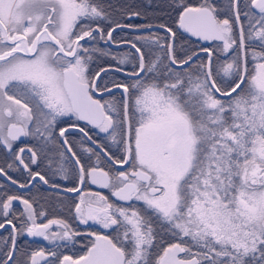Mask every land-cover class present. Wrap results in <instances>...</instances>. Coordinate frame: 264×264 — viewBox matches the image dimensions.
I'll return each instance as SVG.
<instances>
[{
    "label": "snow or ice",
    "instance_id": "1",
    "mask_svg": "<svg viewBox=\"0 0 264 264\" xmlns=\"http://www.w3.org/2000/svg\"><path fill=\"white\" fill-rule=\"evenodd\" d=\"M172 10L175 28L133 23L130 6L113 20L104 0H0V177L19 189L0 188V264H264V0ZM121 44L133 51L105 50ZM101 55L115 63L92 71ZM37 181L76 194L72 220L105 234L48 219L23 194ZM22 236L47 245L21 252ZM77 237L86 251L66 254Z\"/></svg>",
    "mask_w": 264,
    "mask_h": 264
},
{
    "label": "flooded vegetation",
    "instance_id": "2",
    "mask_svg": "<svg viewBox=\"0 0 264 264\" xmlns=\"http://www.w3.org/2000/svg\"><path fill=\"white\" fill-rule=\"evenodd\" d=\"M98 70V69H97ZM96 70V71H97ZM94 98H99L98 95L94 94ZM105 98L107 99V96H105ZM63 119H67L66 117ZM70 123H75L78 124L81 127H85L86 130L89 131H94L91 129L90 125H87L86 121H79L76 120L75 118L72 119V121H70ZM80 136L81 134L73 129L72 132L70 133L69 138L73 141V143L76 146L77 151H79V144H80ZM28 138H24L22 137L21 140H26ZM15 146L20 147L23 146L21 145L20 141L15 142ZM113 151H115V148L113 147ZM11 159V153L6 154L5 150H4V158L3 161L0 164V167H5L6 166V161ZM47 164L48 161H45L44 164L41 167V171L43 172H47L49 176H51V172L48 170L47 168ZM102 166L104 167V169L106 171L109 170V166L107 164H102ZM35 169V166H33ZM11 175L13 176V178H17L20 179V173L18 171H12ZM0 180L5 184L6 187H2L0 186V188H8L10 191H19V189L14 188L12 185L6 183L3 179L0 178ZM55 180L63 185V186H68L71 187L74 185L75 181H73L70 177L69 180L65 181V180H61L58 176L55 177ZM84 190L85 191H93V192H100L101 194L107 196L110 200L115 201V197H113L111 195V192L109 189H105V188H100L97 185H93L88 183L86 186H84ZM24 195H26L30 200H32L34 202V207H36L38 210L39 209H43L47 212V218H54V217H59V218H64L69 220L70 223H73V226L75 228H77V230L85 232V231H98L100 234H105V230L104 229H99L98 226H95L92 229L87 228V226L85 225H80L78 221H73L72 217L69 214V205L72 202V198H75L76 194H67L65 195L62 191L59 190H53L51 188H49V186L47 185H43L42 182L37 181V187L33 188L31 190V192H28L27 190L24 191L23 193ZM118 202V201H117ZM18 205V202H16ZM120 203V202H118ZM20 210H22V207H20ZM47 219L43 218V217H38L37 219V223H46ZM92 222L90 221L89 224H91ZM53 230H56V227L53 226ZM7 232L4 230H0V236H6ZM33 239L35 240V242L33 243ZM88 239H92V238H88ZM88 239H84L82 237H77V243L75 245L74 248H72L71 250L67 251L66 254H70V255H80L83 254L84 251H86V248L84 247V245H86L88 243ZM26 241H28V243L31 245L30 248H28V245L26 244ZM18 244L21 246V252H23L26 248L30 251L32 249H37L39 247H44L47 245L46 241H43L42 238H28L26 236H22L19 238ZM2 246V245H0ZM166 246V245H165ZM160 252H162V248L159 249ZM17 258H20V253L17 254Z\"/></svg>",
    "mask_w": 264,
    "mask_h": 264
},
{
    "label": "trees",
    "instance_id": "3",
    "mask_svg": "<svg viewBox=\"0 0 264 264\" xmlns=\"http://www.w3.org/2000/svg\"><path fill=\"white\" fill-rule=\"evenodd\" d=\"M191 4L199 3V0H188ZM219 4H226L227 0H216ZM105 6L112 5L113 6V14L112 19L117 20L120 19V11L125 7H131L132 10L140 11L142 13V18L133 20V23L143 24L148 23L149 21L155 23L157 21L167 23L169 26L175 28L176 14L172 10L173 0H104ZM128 22V21H125ZM157 31V30H152ZM144 32L140 33H132L129 30H125L124 32H119L117 34V39H134L135 35H143ZM184 36L183 43L188 47L199 48L202 47L197 41ZM139 43H143L142 41ZM101 47H104L103 43L100 44ZM207 47L212 48V45L209 44ZM106 51H111L113 55L121 56L125 55L132 50L127 46H120L112 48H105ZM115 61L111 59V57L106 56H98L94 58L93 63L91 64L92 71H96L100 67L107 66L109 64H114ZM127 67H130L127 66ZM115 77L110 73L108 77L105 78L104 82H107ZM109 98V97H107ZM4 158V150L0 149V164ZM0 186L6 187L5 184L0 180Z\"/></svg>",
    "mask_w": 264,
    "mask_h": 264
},
{
    "label": "water",
    "instance_id": "4",
    "mask_svg": "<svg viewBox=\"0 0 264 264\" xmlns=\"http://www.w3.org/2000/svg\"><path fill=\"white\" fill-rule=\"evenodd\" d=\"M176 19H177V17H176ZM175 27H176V21H175ZM153 30H157V29H153ZM183 34H184L185 36H187L188 38L197 41L202 47H206L208 44H210V43L213 42V41H203V40H198L196 37H189L187 33H183ZM101 43H103V42H101ZM120 46H127V45H126V44H121V45H119V46H117V45H112L111 47H112V48H115V47H120ZM127 47H128V46H127ZM132 51H133V50H132ZM103 67H105V66H103ZM97 71H99V69H98ZM95 95H96V94H95ZM0 178L3 179L6 183L10 184V181L5 180V178H3V177H0ZM10 185H11V184H10Z\"/></svg>",
    "mask_w": 264,
    "mask_h": 264
},
{
    "label": "rangeland",
    "instance_id": "5",
    "mask_svg": "<svg viewBox=\"0 0 264 264\" xmlns=\"http://www.w3.org/2000/svg\"><path fill=\"white\" fill-rule=\"evenodd\" d=\"M217 43H219V42H217ZM215 44H216V42L211 43L212 47H214Z\"/></svg>",
    "mask_w": 264,
    "mask_h": 264
}]
</instances>
